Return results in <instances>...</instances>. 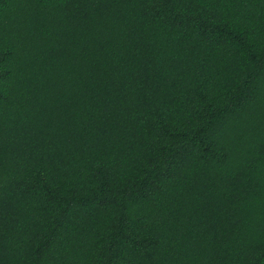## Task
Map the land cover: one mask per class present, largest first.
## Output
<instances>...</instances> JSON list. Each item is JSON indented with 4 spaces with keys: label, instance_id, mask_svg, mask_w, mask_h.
Returning a JSON list of instances; mask_svg holds the SVG:
<instances>
[{
    "label": "trees",
    "instance_id": "1",
    "mask_svg": "<svg viewBox=\"0 0 264 264\" xmlns=\"http://www.w3.org/2000/svg\"><path fill=\"white\" fill-rule=\"evenodd\" d=\"M0 264H264V0H0Z\"/></svg>",
    "mask_w": 264,
    "mask_h": 264
}]
</instances>
